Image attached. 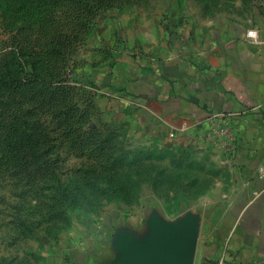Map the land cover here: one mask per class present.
Segmentation results:
<instances>
[{
    "label": "rangeland",
    "instance_id": "rangeland-1",
    "mask_svg": "<svg viewBox=\"0 0 264 264\" xmlns=\"http://www.w3.org/2000/svg\"><path fill=\"white\" fill-rule=\"evenodd\" d=\"M185 18L264 29V0H0V264H105L152 215L197 218V264L234 197L229 158L136 129L110 72L134 29Z\"/></svg>",
    "mask_w": 264,
    "mask_h": 264
},
{
    "label": "crops",
    "instance_id": "crops-1",
    "mask_svg": "<svg viewBox=\"0 0 264 264\" xmlns=\"http://www.w3.org/2000/svg\"><path fill=\"white\" fill-rule=\"evenodd\" d=\"M139 30L128 34L110 69L130 124L195 143L214 117L236 146L228 157L234 197L204 233L197 264H264V177L257 174L264 170V29L185 18L170 32ZM248 30L256 31V41Z\"/></svg>",
    "mask_w": 264,
    "mask_h": 264
},
{
    "label": "water",
    "instance_id": "water-1",
    "mask_svg": "<svg viewBox=\"0 0 264 264\" xmlns=\"http://www.w3.org/2000/svg\"><path fill=\"white\" fill-rule=\"evenodd\" d=\"M150 232L144 242L119 234L114 260L105 264H194L199 228L197 218L188 216L172 225L152 215Z\"/></svg>",
    "mask_w": 264,
    "mask_h": 264
},
{
    "label": "built area",
    "instance_id": "built-area-1",
    "mask_svg": "<svg viewBox=\"0 0 264 264\" xmlns=\"http://www.w3.org/2000/svg\"><path fill=\"white\" fill-rule=\"evenodd\" d=\"M246 37L252 41L257 40V33L255 30H248ZM209 137L215 141L227 154L229 158H232L236 152V146L234 144L233 135L229 128L224 124L221 125L216 121L214 117L209 120V130L205 137ZM204 137V138H205ZM257 174L260 177H264L263 168H258Z\"/></svg>",
    "mask_w": 264,
    "mask_h": 264
}]
</instances>
